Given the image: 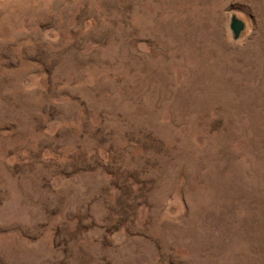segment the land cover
Returning <instances> with one entry per match:
<instances>
[{"label":"rangeland","instance_id":"374dc122","mask_svg":"<svg viewBox=\"0 0 264 264\" xmlns=\"http://www.w3.org/2000/svg\"><path fill=\"white\" fill-rule=\"evenodd\" d=\"M0 264H264V0H0Z\"/></svg>","mask_w":264,"mask_h":264},{"label":"water","instance_id":"95a60500","mask_svg":"<svg viewBox=\"0 0 264 264\" xmlns=\"http://www.w3.org/2000/svg\"><path fill=\"white\" fill-rule=\"evenodd\" d=\"M229 29L233 34V38L236 39L244 29V24L239 19L232 16L230 18Z\"/></svg>","mask_w":264,"mask_h":264},{"label":"bare ground","instance_id":"6f19581e","mask_svg":"<svg viewBox=\"0 0 264 264\" xmlns=\"http://www.w3.org/2000/svg\"><path fill=\"white\" fill-rule=\"evenodd\" d=\"M199 9V8H198ZM153 36V35H152ZM161 44H162V42H161ZM221 47V46H220ZM231 50V49H230ZM228 55V54H227ZM204 57V56H203ZM128 83H130V82H128ZM184 87V86H183ZM174 90V89H173ZM180 90V89H179ZM212 94V93H211ZM246 150V149H245ZM244 175V174H243ZM231 224V223H230ZM231 231V230H230ZM237 232V231H236ZM245 260V259H244Z\"/></svg>","mask_w":264,"mask_h":264}]
</instances>
